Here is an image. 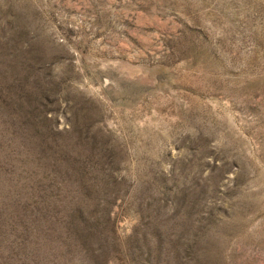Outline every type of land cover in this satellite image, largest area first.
Segmentation results:
<instances>
[{"label":"rangeland","instance_id":"374dc122","mask_svg":"<svg viewBox=\"0 0 264 264\" xmlns=\"http://www.w3.org/2000/svg\"><path fill=\"white\" fill-rule=\"evenodd\" d=\"M0 264H264V0H0Z\"/></svg>","mask_w":264,"mask_h":264}]
</instances>
